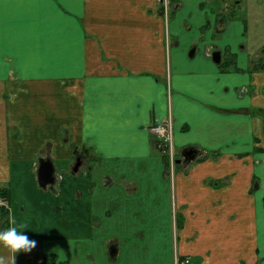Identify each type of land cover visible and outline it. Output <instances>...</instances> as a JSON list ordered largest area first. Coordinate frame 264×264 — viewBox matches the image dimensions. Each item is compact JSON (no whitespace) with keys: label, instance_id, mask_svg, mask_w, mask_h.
I'll use <instances>...</instances> for the list:
<instances>
[{"label":"crops","instance_id":"0c3cea01","mask_svg":"<svg viewBox=\"0 0 264 264\" xmlns=\"http://www.w3.org/2000/svg\"><path fill=\"white\" fill-rule=\"evenodd\" d=\"M207 1L0 0V186L37 240L14 264H264V86L225 88Z\"/></svg>","mask_w":264,"mask_h":264},{"label":"rangeland","instance_id":"374dc122","mask_svg":"<svg viewBox=\"0 0 264 264\" xmlns=\"http://www.w3.org/2000/svg\"><path fill=\"white\" fill-rule=\"evenodd\" d=\"M168 2H171V0H168ZM205 7L210 8L213 13H220L218 15H220L223 31L221 33L216 32L213 40L222 52L221 62L216 64L211 60L222 70V77L227 78L228 82H224L227 83L225 88L236 87V91L239 92L240 87L246 86L244 93L247 92L248 95L256 94L258 83L262 88L264 86V82L259 81L264 79L261 78L264 76V60H257V57L259 59L264 58V53L262 54L264 50V0H208ZM206 28H209V25ZM194 37L195 34L190 33V31L186 35H182V45L186 48L189 39ZM200 38V35L196 36L197 40ZM207 39L205 38V41ZM225 74L229 75L225 76ZM3 100L5 99L3 98ZM256 102L264 106V90L262 93L257 94ZM251 106L255 107L256 104ZM254 110L257 112V118L264 123V112L260 111L261 109L258 107H255ZM159 122H165V120ZM174 156L178 155L174 154ZM171 167L173 169L177 166L174 163L172 165V161H170L169 168ZM260 173L262 171L258 172L255 168L254 185L259 184L260 179L264 181L263 178L259 177ZM169 174L171 175V171ZM28 202L27 196L20 194L17 190L12 191L10 187V210L13 207L16 215L21 214V204H27Z\"/></svg>","mask_w":264,"mask_h":264},{"label":"clouds","instance_id":"9594fccd","mask_svg":"<svg viewBox=\"0 0 264 264\" xmlns=\"http://www.w3.org/2000/svg\"><path fill=\"white\" fill-rule=\"evenodd\" d=\"M24 229V224H17L15 222L0 229V247L6 248L13 253V264L17 252L21 250L29 252L37 244V240L30 237L29 232L24 231ZM0 264H3L2 257H0Z\"/></svg>","mask_w":264,"mask_h":264},{"label":"water","instance_id":"95a60500","mask_svg":"<svg viewBox=\"0 0 264 264\" xmlns=\"http://www.w3.org/2000/svg\"><path fill=\"white\" fill-rule=\"evenodd\" d=\"M193 53H194V49H191L189 51V57H192ZM211 59L216 64H219L220 59H221L220 51H214L211 54ZM181 155L183 159L185 160V162H190L197 157L198 152L193 148H189V149L184 150ZM178 163H180V161H178ZM79 165H80V161L76 160L74 167H73V171H77V168L79 167ZM36 179H37L38 186L41 188L51 186L55 183V171H54L53 163L51 162L50 159H40L38 161ZM114 252L115 250H113L111 254H114Z\"/></svg>","mask_w":264,"mask_h":264},{"label":"trees","instance_id":"16d2710c","mask_svg":"<svg viewBox=\"0 0 264 264\" xmlns=\"http://www.w3.org/2000/svg\"><path fill=\"white\" fill-rule=\"evenodd\" d=\"M0 229L9 226L10 223V188L0 186ZM53 255H44L43 264H53Z\"/></svg>","mask_w":264,"mask_h":264},{"label":"built area","instance_id":"2783aa9c","mask_svg":"<svg viewBox=\"0 0 264 264\" xmlns=\"http://www.w3.org/2000/svg\"><path fill=\"white\" fill-rule=\"evenodd\" d=\"M170 119L165 120V122H157L150 126L151 134L160 142L170 144L171 142V124ZM175 264H190L189 258L182 260L177 259Z\"/></svg>","mask_w":264,"mask_h":264},{"label":"flooded vegetation","instance_id":"af4514ba","mask_svg":"<svg viewBox=\"0 0 264 264\" xmlns=\"http://www.w3.org/2000/svg\"><path fill=\"white\" fill-rule=\"evenodd\" d=\"M161 143H162V145H163V146H166V144H165V143H163V142H161ZM181 154H182V153H181ZM181 156H182V155H181ZM79 161H80V160H79ZM179 161H180V160H179ZM182 162H183V163H187V162H185V160H184V159H182ZM80 164H81V163H80ZM79 166H80V165H79ZM73 167H74V166H73ZM77 169H78V168H77ZM55 179H56V178H55Z\"/></svg>","mask_w":264,"mask_h":264}]
</instances>
